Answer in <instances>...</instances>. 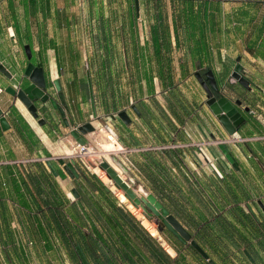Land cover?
<instances>
[{
	"label": "crops",
	"instance_id": "1",
	"mask_svg": "<svg viewBox=\"0 0 264 264\" xmlns=\"http://www.w3.org/2000/svg\"><path fill=\"white\" fill-rule=\"evenodd\" d=\"M179 8L186 12L185 17L176 20L175 27L169 26L166 36L158 35L157 48L153 36L144 34L139 23L136 31L134 21L121 35V42L105 30L90 37V45H84L87 41L75 36L72 25L70 34L58 36L43 28V19L34 27L27 22L23 32L18 28V40L0 35L1 42L15 43L10 51L0 48V62L11 73L8 78L0 72V110L8 124L3 129L0 123V202L7 204L8 217L6 225L0 216V252L9 255L8 251L19 250L26 243L22 242V230L15 227L21 210L17 202L24 197L31 206L36 197L28 181L29 175L36 174L35 162H42L46 171L62 172L63 178L55 176V180L67 196L78 178L65 173L58 157L73 160L80 173L93 177L69 157L70 151L66 155L54 148L69 149L76 143L71 130L86 122L95 128L84 135L86 143L97 147L99 137L103 140L98 162L112 156L117 167L111 165L122 178L131 179L140 192L153 194L191 234L201 233L200 219L227 209L231 194L237 199L239 190L246 194V185L240 184L244 172L255 168L260 174L264 153L256 148V142L247 143L259 160L250 157L248 146L239 140L236 145L226 144L238 169L225 170L224 179H218L198 159L195 143L229 136L205 101L197 98L204 88L195 73L210 69L220 93L244 116L234 139L264 137V0H193ZM108 27L113 33V24ZM18 41L22 47L30 45V61L42 67L47 93L57 101L62 95L68 125L49 102L35 100L37 119H44L39 125L23 103L5 91L8 85L21 88L31 82L24 73L28 60ZM238 56L242 72L251 82L249 87L231 77ZM184 90L193 92L194 97L176 95ZM167 91L176 97L170 98ZM246 107L252 113L246 112ZM120 111L126 112L129 121L117 115ZM110 137L117 144L114 152L108 148ZM107 140L108 144L102 145ZM211 150L224 155L219 147ZM217 166L223 170L221 163ZM257 182L254 185L262 189V183ZM249 193L253 194L251 189Z\"/></svg>",
	"mask_w": 264,
	"mask_h": 264
},
{
	"label": "trees",
	"instance_id": "2",
	"mask_svg": "<svg viewBox=\"0 0 264 264\" xmlns=\"http://www.w3.org/2000/svg\"><path fill=\"white\" fill-rule=\"evenodd\" d=\"M27 1L29 7L35 8L36 0ZM192 1L184 0V4ZM8 4L12 7L13 1L9 0ZM161 32L166 36L164 26ZM158 35L159 31L154 27L152 36L155 48L160 45ZM244 144L252 154H257L247 142ZM259 149L264 153L263 147ZM35 163L36 174L29 175L28 181L36 195L31 202L36 211L29 209V203L23 197V201L17 202L21 207L18 220L24 228H32L39 237H57L71 264H209L190 244H182L164 229L165 240L175 252L172 256L119 202L115 193L105 191L92 175L88 177L80 173L74 185L75 198L72 200L55 180V176L63 178L62 172L46 171L42 162ZM225 173L227 171L218 179H224ZM26 183L23 179L22 184ZM232 200L233 203L229 202L227 209L223 208L209 219H200L201 233L197 231L191 234L192 238L216 264L215 255L219 254L222 261L232 260L239 253L245 257L244 250L251 254L257 264H264L262 256H259L260 263L256 259L258 246L264 250V214L263 219H259L246 211L235 194ZM261 203L264 207L262 200ZM23 210L27 213H23ZM6 212L7 204L0 202L1 219L8 225ZM22 214L28 218V222H23ZM46 244L50 248L48 241ZM222 247L225 250H220Z\"/></svg>",
	"mask_w": 264,
	"mask_h": 264
},
{
	"label": "rangeland",
	"instance_id": "3",
	"mask_svg": "<svg viewBox=\"0 0 264 264\" xmlns=\"http://www.w3.org/2000/svg\"><path fill=\"white\" fill-rule=\"evenodd\" d=\"M12 1L13 6L10 7V5L8 4L9 0H0L1 36H10V34H12V38H14V36H16L17 38L19 35L18 28L21 29L23 32L22 27L27 25V22L29 23V25L34 27L35 24H37L38 22L37 20L43 19L45 21L44 23L42 22L43 28H46V31H48L49 34H57L58 36L70 34L69 25H72V30L75 36L78 35L83 38V42L87 41L86 43H84V45H90V37H92L94 34L102 35L105 30L109 32L110 36L116 34L115 36L119 37L118 41L121 42L123 39L121 35L126 34V31L129 30V25H131V21H134L136 31L139 26V23L141 25L139 27L140 30L143 31V33L147 36L152 35V30L154 27L157 28V31H159V35H161L162 33L161 31L163 26L166 32L168 33V31L171 30V27H175V21H180L182 18L185 17L184 14L186 13L185 11H182L179 8L181 4L185 5L184 0H137V11L135 8V0H36L37 3L35 5V8L28 7L27 0ZM158 16L160 22L158 21ZM109 20H111L113 23H110ZM110 24H113V33H111L108 27ZM169 26H171L170 29ZM13 45H15V43L8 44L4 40L3 42L0 41V48L4 50V52L12 50L11 48ZM17 45L21 49V51L24 52L21 42L18 41ZM167 92L170 98L171 96L175 98L176 95L180 96L182 99H184L185 96H187V98L194 97L193 92L187 90H184V92L177 91L176 95L171 96L169 95L171 94V92ZM199 94L200 96H198L197 98L203 99L205 101V90L200 89ZM98 140L99 143L97 147H94V150L96 152H100V143L101 141H103H100V137ZM205 140L213 142V147H218V144L215 143V138H209ZM235 140L239 139L237 138ZM235 140L229 142L228 144L236 145L237 142ZM239 141L241 143L256 142L255 146L258 150H260V147L264 148V137L257 136L248 140L244 139ZM106 144H108V140L102 145ZM250 155V157H256L257 159L259 158L257 157L259 155H255L252 153ZM108 161L110 164L117 165L112 156H109ZM87 165L88 169H84L88 173H93V170L96 168L99 169L98 162L93 163L91 161H88ZM229 165L231 168L228 170V172H230L233 168L230 163ZM75 167L76 169H78L77 165H75ZM98 171L101 170L99 169ZM78 172L80 173V169H78ZM122 175L124 176V174ZM229 179L231 182L233 181V178ZM257 180L258 182L260 181L262 183V189L257 188L254 185V181L256 182ZM108 181L109 180H107V182ZM108 184L112 185L110 181L108 182ZM240 184L246 185V194L242 191V189L239 190L240 205L246 211L252 213V215H254L252 211L256 212V215L254 216H257L259 219H263L262 214H264V207L262 203L259 204V200H262L264 203V168L262 171H260V174L255 168H253L252 172L245 171L243 181ZM234 185H236L235 182ZM249 189L252 190L253 194L249 193ZM111 190L115 193V195L119 199V202H121L118 195L120 191L117 190L114 186H111ZM67 193L69 198L74 200L75 196L71 193V191H67ZM230 197V204H232V197L234 198V194H231ZM121 203L128 210L131 211V213L140 221L142 226L148 232H150L151 235L155 234L153 236H155L157 240L160 241V243L164 242L162 245L164 246V248L169 249V252L172 256L175 255V252L165 240L163 230L166 228H164L162 231H159L157 229V223L155 218L148 219L144 216L142 209H140V213H137L135 209L132 208V210L128 204L124 202ZM29 209L32 211H36L35 205L30 206L29 204ZM23 213L26 214L27 212L23 210ZM22 220L23 222L29 221L28 218L26 219V216L24 214H22ZM18 226L22 230L21 238L24 239L22 242L26 241V243H23V246L20 245L19 250L16 249L8 251L9 258L11 259V261L9 260V258H7L6 252L1 251V264H71L66 251L64 250L61 243L58 241L57 237L53 235H49L46 238L39 237L37 233L33 231L32 228H24L21 222L16 219L15 227ZM29 241H31L32 244H29ZM46 241L49 242L50 248L47 247L48 243L46 244ZM257 249L258 255H256V259L258 258L257 261L258 263H260L259 261L261 259L259 256H262L264 261V250L259 246ZM220 250H225V247L220 248ZM238 256H233L232 260L228 259L222 261L220 259L219 254H217L214 256V259L218 264H250L246 256V259L240 253L238 254Z\"/></svg>",
	"mask_w": 264,
	"mask_h": 264
},
{
	"label": "water",
	"instance_id": "4",
	"mask_svg": "<svg viewBox=\"0 0 264 264\" xmlns=\"http://www.w3.org/2000/svg\"><path fill=\"white\" fill-rule=\"evenodd\" d=\"M135 8L138 10L137 0H135ZM23 49L25 51L28 63L26 64L24 73L31 80L30 84L15 90L11 85L6 86L5 91L18 100H20L23 105L27 108L28 112L34 119L38 118L37 106L34 104L35 100H39L42 103L49 102L54 109H57L64 122L68 125L66 118V112L64 108V101L62 95H58V101L51 97L46 91L45 77L43 69L40 66H35L31 61L32 51L29 44H24ZM243 66L240 63V57L236 58V66L231 73V77L238 81L241 85L245 87L250 86V80L243 74ZM0 72H2L8 78H11V73L7 68L0 62ZM195 76L200 81L206 92L205 103L211 110V112L216 116L218 122L224 128L228 136L236 134L238 127L245 121L244 116L237 110L234 103L228 100L223 94L220 93L219 88L215 82V78L210 69L204 72L205 79L202 78L199 72L195 73ZM89 89H90V79L87 78ZM56 89L59 90V84L57 79L54 80ZM91 91V89H90ZM91 100L93 96L91 95ZM236 104H240L236 101ZM246 112L249 109L246 107L244 109ZM123 121H129L125 111H120L117 114ZM39 125H43L44 119H37ZM103 122V121H102ZM0 123L3 129L8 127L5 117L0 110ZM95 130L91 122L83 123L70 132L71 136L75 139L78 144H85L87 139L84 135L91 133ZM222 153L224 154L227 161L232 165L234 169H238L237 161L229 152L225 143L218 145ZM60 164L62 165L65 173L71 178H79L80 174L75 167L73 160L65 161L64 158L58 157ZM115 161V160H114ZM116 163V161H115ZM98 167L104 170L107 177L113 182L117 189H121L124 192L126 198L135 206L141 207L143 209V214L147 216L148 219H156L157 229L162 231L166 228L174 237L180 241L182 244H190L209 264H216L209 255L203 250V248L197 243L195 239L192 238L191 233L184 228V226L165 208L162 203L156 199L153 194L142 193L139 191L140 188L134 186V183L129 178H122V176L115 170V168L105 159L101 160ZM96 182L105 190L112 191L110 186L105 184L95 172L92 173ZM113 192V191H112ZM74 195V190L71 191ZM122 202V201H121ZM259 204L261 201L259 200ZM244 254L249 260L250 264H257L251 254L244 250Z\"/></svg>",
	"mask_w": 264,
	"mask_h": 264
},
{
	"label": "built area",
	"instance_id": "5",
	"mask_svg": "<svg viewBox=\"0 0 264 264\" xmlns=\"http://www.w3.org/2000/svg\"><path fill=\"white\" fill-rule=\"evenodd\" d=\"M11 35L12 34H10V36ZM11 86L15 90L19 89V86L17 84ZM2 91L3 89L0 88V92ZM249 113H252L251 109H249ZM234 138H236L235 134L226 138H220V139L218 138L216 139L215 143H217L218 145L221 143L228 144L229 142L234 141L235 140ZM238 139L244 140L239 137ZM195 146L197 147L198 159L202 163L206 164L217 178H222L224 171L231 168L229 163L226 161L227 159L225 158L224 155L216 154L215 152H212L211 147L213 146V142L208 140H202L200 142L195 143ZM69 150H70L69 157H71V159H76L79 162V164L86 169H88V165H87L88 161H91L93 163L98 162L97 160L93 159V157L95 156L92 155L90 156L91 153L93 154V152L95 153L96 151L94 150V147L89 145L88 143L85 144L74 143L69 147ZM217 163L222 164L223 170L218 168ZM29 244H32V242L30 241ZM165 249L169 252L168 248Z\"/></svg>",
	"mask_w": 264,
	"mask_h": 264
},
{
	"label": "bare ground",
	"instance_id": "6",
	"mask_svg": "<svg viewBox=\"0 0 264 264\" xmlns=\"http://www.w3.org/2000/svg\"><path fill=\"white\" fill-rule=\"evenodd\" d=\"M57 79V78H56ZM24 111L25 112H27V110L26 109H24ZM27 114V113H26ZM29 114V113H28ZM29 116H30V114H29ZM110 139V141H111V143H110V145H109V149H110V151H116L117 149H116V146H117V144H116V142H115V140L112 138V137H110L109 138ZM119 147V146H118ZM54 148L56 149V150H62L65 154H66V152L67 151H70L68 148H64L63 146H60V147H58V145H55L54 146ZM108 150V149H107ZM95 154V155H94ZM67 155V154H66ZM95 156V157H93V159L94 160H100V152H93V154L91 153L90 154V156ZM116 167H117V165H116ZM100 169V168H99ZM98 168H96V169H94L93 170V172H95V173H97L98 175H99V177H100V179L105 183V184H107V185H109L108 184V182L110 181L111 183H112V185H109L110 186V188H111V186L113 187L114 186V184H113V182L107 177V174H106V172L104 171V170H102V169H100L101 171H98L99 170ZM119 169V168H118ZM107 180H109L108 182H107ZM115 187V186H114ZM116 188V187H115ZM117 189V188H116ZM117 190H119L120 192L118 193V195H119V198H120V201H122V202H124V203H126V204H128L129 205V207L132 209H135V211L137 212V213H140V209H142L140 206L139 207H135L130 201H129V199L128 198H126L125 197V195H124V192L121 190V189H117ZM132 209V210H133ZM143 210V209H142ZM145 217H147L146 215H144ZM145 220V219H144ZM153 235H155V234H153ZM169 250V249H168Z\"/></svg>",
	"mask_w": 264,
	"mask_h": 264
},
{
	"label": "flooded vegetation",
	"instance_id": "7",
	"mask_svg": "<svg viewBox=\"0 0 264 264\" xmlns=\"http://www.w3.org/2000/svg\"><path fill=\"white\" fill-rule=\"evenodd\" d=\"M201 76L203 79H205L204 72L201 73Z\"/></svg>",
	"mask_w": 264,
	"mask_h": 264
}]
</instances>
